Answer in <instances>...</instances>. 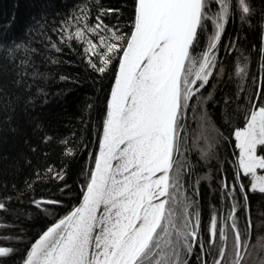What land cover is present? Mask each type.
<instances>
[{"label": "snow or ice", "instance_id": "6c2138e0", "mask_svg": "<svg viewBox=\"0 0 264 264\" xmlns=\"http://www.w3.org/2000/svg\"><path fill=\"white\" fill-rule=\"evenodd\" d=\"M39 7V19L31 17L24 35L11 34L14 15L0 30V131L18 137L26 149L12 158V168L31 169L36 179L65 178L64 165L41 172L28 154L57 140L36 115L48 103L37 83L43 78L36 64L41 49L60 52L59 45L70 46L71 40L84 43L89 67L112 84L94 129L98 153L82 169L77 203L69 200L63 208L60 200L33 199L50 220L33 241L25 243L23 234L8 237L13 245L0 246V264H264V221L255 225L252 243L249 205L250 192L264 194V0H124L115 9L95 0V22L89 23L90 9L75 6L52 29L59 41L47 34L48 9L61 13L53 0ZM237 20L243 29H259L258 48L242 50L247 37L228 35ZM252 51L259 55V83L253 77V95L241 97ZM222 52L236 54L234 74L226 72ZM225 76L235 82L231 94L218 91ZM92 109L88 103L82 120L91 119ZM28 127L41 133L39 143ZM188 140L197 148L198 163L217 169L218 194L228 201L222 224L220 210L212 206L202 226L200 181L208 176L190 188L181 183L184 165L176 161L182 147L190 150ZM58 142L68 157L79 147L69 138ZM188 168L184 174L191 176L195 165ZM33 183L25 179L20 195ZM65 188L71 193L67 182L60 191ZM11 199L6 195L0 210Z\"/></svg>", "mask_w": 264, "mask_h": 264}, {"label": "trees", "instance_id": "16d2710c", "mask_svg": "<svg viewBox=\"0 0 264 264\" xmlns=\"http://www.w3.org/2000/svg\"><path fill=\"white\" fill-rule=\"evenodd\" d=\"M104 8H119L123 5L124 0H99ZM42 0H0V30L8 26L10 18L15 16V23L12 24L10 32L12 35L22 36L28 25L32 24L31 17L36 16L39 19L40 7ZM54 9L60 15H53V9H48L49 16L47 20V34L51 36L53 41H59V37L52 29L59 27V22L64 19V14L74 10L75 6L84 7L91 10L89 23L95 22L97 8L94 7L95 0H53ZM110 18V17H109ZM108 19H105V23ZM115 23V20H113ZM255 24L256 21H253ZM228 35L232 36L239 32L242 36H246V41L243 42L242 50H251L252 45L259 47V29L246 30L241 28L239 21L232 23L228 28ZM226 43V41H224ZM70 46L59 45L62 51L41 49V55L36 58V64L43 78L37 83L43 87L47 93L48 103L42 108H37L36 115L39 117L43 125L44 131L49 135L57 138L55 142H50L47 146L40 145L42 151H38L35 156L28 153L33 159L37 170L43 172L46 166L53 167L54 170H59L64 165V180L56 179L54 175L36 179L31 173V169H23L17 172L11 166L12 158L24 149L22 141L9 133L0 131V138L3 142L0 143V201L5 199V196H11L12 199L6 201V210H0V246H12L13 242L9 241L8 237H14L17 234H23L25 243L38 238L37 234L42 230L45 223L50 220V217L37 209L32 203L35 200H60L63 202L62 207L68 206L69 200L72 204H76L80 185L84 182V171L86 170L91 156L97 153V140L99 133L94 131L98 129L101 123V116L105 107V101L108 96L109 88L112 80L103 79L99 74L95 73L88 65V56L84 51L86 45L76 40L69 41ZM35 46L41 47L39 39L36 40ZM235 53H221V58L225 65L227 73L234 74V56ZM56 60L53 64L51 61ZM95 61L96 58L93 57ZM67 77L66 80H61L60 77ZM255 77L259 83V55L258 52H251V63L249 77L246 81L241 82L243 91L241 97L253 95L254 86L252 78ZM235 79V77H234ZM235 82H229L227 76L224 81L218 84V91L223 90L231 94L235 91ZM101 89H103L101 91ZM264 90V86H262ZM93 103L91 110V119H83L86 115V105ZM192 127H195V122L192 121ZM27 131L34 143H39L40 132L33 133L32 128L28 127ZM59 138H69L74 141L79 147H73L74 156L68 157L64 154L63 145L58 142ZM187 145L190 150L185 151L181 148V157L176 161V165H184L181 174V183L185 187L191 184L199 177L208 176L207 180L200 181L201 191V221L202 226L207 225L211 213L215 209L220 210L219 224L223 223L224 216L228 212V201L222 200L218 194L219 180L216 179L217 169L215 165L208 167L204 166L199 161L197 148L192 145V141L188 140ZM69 147H72L70 144ZM230 151V146H226ZM46 152L47 156L43 153ZM225 155V150L221 149V156ZM7 157V159H4ZM223 164V159H221ZM195 165V170L191 176L185 175L190 171L188 165ZM229 181L231 182V171L229 165H224ZM176 167L173 169L175 176ZM25 179L34 180L32 189L24 191L20 195V191L25 189ZM67 182L71 187L65 188L64 192L60 191ZM247 183V180H245ZM15 184L14 189L12 185ZM5 185L7 187H5ZM230 200V198H229ZM250 213L253 221V239L252 243L257 242L255 234V225L264 221V194L257 192L249 193ZM215 206V209L212 207ZM44 207L52 208V206L44 205ZM63 215L61 209L58 213ZM243 221H241L242 223ZM230 223V221H229ZM231 240V236H229ZM23 247L22 245H19ZM17 264L19 261L17 260Z\"/></svg>", "mask_w": 264, "mask_h": 264}, {"label": "water", "instance_id": "95a60500", "mask_svg": "<svg viewBox=\"0 0 264 264\" xmlns=\"http://www.w3.org/2000/svg\"><path fill=\"white\" fill-rule=\"evenodd\" d=\"M97 153H98V149H97ZM97 153H96V154H97Z\"/></svg>", "mask_w": 264, "mask_h": 264}]
</instances>
